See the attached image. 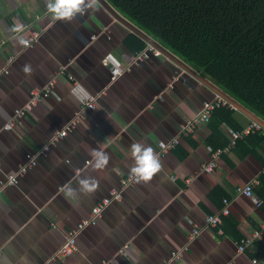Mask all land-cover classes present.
<instances>
[{"label": "crops", "instance_id": "0c3cea01", "mask_svg": "<svg viewBox=\"0 0 264 264\" xmlns=\"http://www.w3.org/2000/svg\"><path fill=\"white\" fill-rule=\"evenodd\" d=\"M99 3L95 13L65 23L51 20L45 0H0V67L8 70L0 74V188L4 189L0 191V247L14 264L25 252L35 264H46L64 235L129 176L132 142L142 141L157 150L160 142L177 138L178 144L161 158V173L149 183L126 188L121 201L110 204L95 225L78 234L74 254L47 264H162L184 247L171 264H264V199L257 195L264 176V142H243L253 133L264 136V128L252 130L217 156L213 173H203L201 168L211 161L212 153L228 146L229 133L254 121L232 106L222 107L234 110L231 119L210 118L192 134L181 135L185 122L217 95L159 50L158 57L130 64L136 53L127 40L134 33ZM17 22L25 26L23 37L39 33L32 48L16 44L7 31ZM109 53L121 60L124 69L113 82L112 66L101 63ZM25 63L35 70L31 77L21 71ZM60 67L65 68L64 75L58 77L51 94L20 124L4 130L13 111L29 99V91L43 87ZM77 83L90 96L98 95L96 109L86 111L78 126L48 152L37 154L55 130L80 112L82 104L70 95ZM234 124L239 128L234 129ZM86 148L109 153L106 178L92 171ZM31 157L35 166L15 186H1L5 174L16 172ZM78 171L98 179L100 189L94 196L70 203L59 189L70 181L75 187L73 177ZM189 177L192 181L187 184ZM252 179L258 181L254 197L236 196L235 188ZM223 199L229 201V215L221 216L218 228L203 230L207 215L220 214ZM193 226L201 233L188 242ZM246 238L251 240L249 247L237 254V244Z\"/></svg>", "mask_w": 264, "mask_h": 264}, {"label": "trees", "instance_id": "16d2710c", "mask_svg": "<svg viewBox=\"0 0 264 264\" xmlns=\"http://www.w3.org/2000/svg\"><path fill=\"white\" fill-rule=\"evenodd\" d=\"M106 1L163 49L264 121V0ZM127 41L132 53L146 46L135 34ZM233 112L221 107L211 119H231ZM233 128L239 127L234 124ZM254 139L264 142L257 133L243 142L252 145ZM260 185L257 195L263 200L264 176Z\"/></svg>", "mask_w": 264, "mask_h": 264}, {"label": "built area", "instance_id": "2783aa9c", "mask_svg": "<svg viewBox=\"0 0 264 264\" xmlns=\"http://www.w3.org/2000/svg\"><path fill=\"white\" fill-rule=\"evenodd\" d=\"M24 38L28 39L31 42V47H29V48H32L37 43V41L39 39V33L38 32H31L30 35H28ZM150 56L158 57V56H160V52L157 49H155L153 46L148 45L144 50L137 52L136 54H134L130 58V64H133V63L135 64L137 62L143 61L145 59H148ZM13 58L14 57H11L7 60L6 66L11 64V62L13 61ZM64 69H65L64 67L58 68L56 73L49 79V81L43 87L32 88L29 91V99L27 100V102H25L24 105H22L19 108H16L13 111L11 118L4 124L3 129L7 130V131L12 130L17 124H20V122L26 116L27 113L32 111V109L36 105L40 104L46 97H48L51 94L52 89H53L55 83L57 82L58 77L64 75ZM111 69H112V67L110 68V74H111L110 81L113 82L117 78H114ZM121 70L124 72L123 68H121ZM7 72H8L7 67H0V74L1 73H7ZM68 77H69V79H71L70 76H68ZM90 97H91L90 99L86 100L85 103L82 104V108H81L80 112L76 113L75 116L69 122H67L61 129L55 130L53 132V134L50 136L48 141L41 148V150H39V152L37 154L40 155V154H44V153L48 152L55 144H57L60 140L65 138L69 133H71L78 126V124L81 122V120L83 118V114L86 111H92V110L96 109V106H97L96 101H97L98 95L97 96H90ZM221 107H229L230 108L231 105L227 101H225L224 99H222L218 96H215L214 99H212L210 101L203 102L199 112L194 117L187 120L185 122V124L182 126L181 131H180L181 135L187 136L189 134H192L197 125H199L201 123L208 122L211 118L213 111L218 109V108H221ZM261 129L262 128L259 124H257L256 122H251L250 124H248V126L245 129H243L241 131H231L229 133L230 138H229L228 146L224 149L217 150V151L213 152L212 156H211V161L208 162L207 164L203 165L201 168V171H203V173H206V174L213 173L217 168V164L215 161L217 156H219L223 152L229 151L231 148L234 147V145L236 144V142L238 140H242L252 130H259L260 131ZM178 142L179 141L177 138H174L171 141L165 142V143L160 142L158 144V149L156 150L160 156V159L163 158L164 156H166L172 149H174V147L178 144ZM161 145H163V146H161ZM35 164H36L35 157H31V158H29L27 163L20 166L18 168V170L16 171L17 182H18V179L21 176H23L26 172L31 170L35 166ZM128 177L122 178L120 180V187L118 189H111L109 191L108 196L103 197L101 200H99L96 203V205L91 209L90 214H89L87 219L79 222L74 229L69 230L64 235L62 245L58 248V250L52 256H50V258L47 260L46 264L50 263V262L57 261V260L64 258V257L71 256L72 254H74L77 251L76 238H77L78 234L85 227H87L89 225H95L97 220L101 217L102 212L110 204H112L114 202L121 201L122 192L126 188L137 185V183H135L134 181L129 180ZM171 179H174V177H171ZM191 181H192V178H190V177L185 180V182L187 184H190ZM17 182L15 184H9L8 181L6 180L4 183H2L1 186H15L17 184ZM257 183H258L257 179H252L247 184H245L243 186L236 187L235 188L236 196L242 195L246 198H253L254 197L253 187ZM113 192L118 193L120 195L119 200H116L114 198V196L112 195ZM246 193H250V194H246ZM104 201H110V203L105 205ZM261 202H262L261 200H258L257 205L258 206L261 205ZM98 208L103 209L99 216H97V214H96V210ZM227 215H229V201L227 199H223V208L221 209L220 214L207 215L205 217V220H204L205 224H204L203 230L218 228L222 223L221 216H227ZM200 233H201V229L197 228L196 226H193L190 233L188 234V242L193 241ZM250 242H251V240L249 238L240 240V242L237 244V249H236L237 254H242L245 251V249L247 247H249ZM185 249L186 248L184 247V248H182L181 251L173 253L170 256V258L162 264H171L173 261H177L181 257V253ZM253 263H256V261H253ZM100 264H109V262H102ZM228 264H234V262L230 261Z\"/></svg>", "mask_w": 264, "mask_h": 264}, {"label": "clouds", "instance_id": "9594fccd", "mask_svg": "<svg viewBox=\"0 0 264 264\" xmlns=\"http://www.w3.org/2000/svg\"><path fill=\"white\" fill-rule=\"evenodd\" d=\"M46 11L50 14L51 20L62 21L65 23H72L78 18H82L87 14L95 13L101 7L99 0H45ZM88 27V25H84ZM25 26L17 22L11 28L7 29L9 33H12V39L16 44L29 48L31 42L24 38L21 33L24 32ZM95 39V37H93ZM82 54V53H81ZM79 57H77L78 59ZM101 63L108 67L112 66V74L114 78L121 77L124 72L121 70L122 62L114 54L109 53L101 61ZM130 70V66L128 69ZM21 71L28 77L34 74V69L30 63H25L21 66ZM70 95L77 103L84 104L86 100L90 99V93L83 85L77 83L70 89ZM85 130H90L88 123H84ZM163 146V145H161ZM87 155L91 158L89 166L92 171L105 174L111 159L108 152L100 148H86ZM130 159L133 161L132 166L129 169V180L134 181L137 184L149 183L153 178L163 171L162 162L157 151L148 144L142 141H134L129 148ZM70 163V161H66ZM5 179L9 184H15L17 182V173L12 171L5 174ZM75 181V187L72 182H66L60 187L59 191L63 194L64 198L70 203L75 201L79 203L83 198L94 196L100 189V181L91 175H83L79 171L73 177ZM4 189L0 188V191ZM250 194V193H246ZM112 195L116 200L120 199L118 193L113 192ZM110 201H104L107 205ZM102 208L96 210L97 216L102 212ZM6 246V245H5ZM35 250V246H33ZM0 264H14V262L4 253L3 247H0ZM15 264H35L34 260L29 258L27 252L17 256Z\"/></svg>", "mask_w": 264, "mask_h": 264}, {"label": "water", "instance_id": "95a60500", "mask_svg": "<svg viewBox=\"0 0 264 264\" xmlns=\"http://www.w3.org/2000/svg\"><path fill=\"white\" fill-rule=\"evenodd\" d=\"M99 2H101V4H103V6L106 7V9L108 10V12H110L111 15L117 21H119L121 24H123L132 33H134L137 36H139L146 43L154 46L163 55H165L166 57H168L169 59H171L173 62H175L178 66H180L185 72H187L191 76L197 78L212 93H214L215 95H217V96L221 97L222 99H224L225 101H227L233 108H235L237 111H239L240 113H242L245 117H247L248 119L256 122L262 128H264V122L260 118H258L257 116H255L249 110H247L242 105H240L238 102L234 101L230 96H228L223 91H221L216 85H214L212 82H210L209 80H207L205 77L197 75V73L195 71H193L186 64H184L182 61H180L177 57H175L174 55H172L167 50L163 49L158 43H156L155 41H153L151 38H149L142 31H140L139 29H137L136 27H134L132 24H130L129 22H127L125 19H123L121 16H119L118 14H116L103 0H99Z\"/></svg>", "mask_w": 264, "mask_h": 264}]
</instances>
